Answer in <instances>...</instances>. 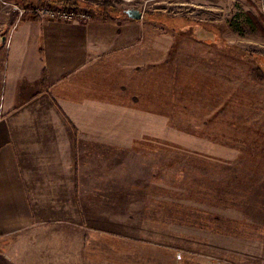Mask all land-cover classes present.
<instances>
[{
  "label": "rangeland",
  "instance_id": "374dc122",
  "mask_svg": "<svg viewBox=\"0 0 264 264\" xmlns=\"http://www.w3.org/2000/svg\"><path fill=\"white\" fill-rule=\"evenodd\" d=\"M6 1L20 20L39 7L90 12L42 17L79 24L143 13L90 88L105 100L90 121L122 142L107 189L130 192L136 214L106 236L121 264H264V0Z\"/></svg>",
  "mask_w": 264,
  "mask_h": 264
},
{
  "label": "crops",
  "instance_id": "0c3cea01",
  "mask_svg": "<svg viewBox=\"0 0 264 264\" xmlns=\"http://www.w3.org/2000/svg\"><path fill=\"white\" fill-rule=\"evenodd\" d=\"M7 6L0 0V264H121V239L106 236L131 231L136 214L130 192L107 189L106 167L122 166V142H107L89 108L104 110L90 88L105 85L96 74L114 61L104 58L136 39L132 18L20 20Z\"/></svg>",
  "mask_w": 264,
  "mask_h": 264
},
{
  "label": "built area",
  "instance_id": "2783aa9c",
  "mask_svg": "<svg viewBox=\"0 0 264 264\" xmlns=\"http://www.w3.org/2000/svg\"><path fill=\"white\" fill-rule=\"evenodd\" d=\"M34 13H36L38 16L43 17V15H48L52 18L54 17H60L64 18L66 20H87L90 17V12L86 10H48L43 8H36Z\"/></svg>",
  "mask_w": 264,
  "mask_h": 264
},
{
  "label": "water",
  "instance_id": "95a60500",
  "mask_svg": "<svg viewBox=\"0 0 264 264\" xmlns=\"http://www.w3.org/2000/svg\"><path fill=\"white\" fill-rule=\"evenodd\" d=\"M126 13L128 14L129 17L133 19H141L143 17V13L136 9L127 10Z\"/></svg>",
  "mask_w": 264,
  "mask_h": 264
},
{
  "label": "trees",
  "instance_id": "16d2710c",
  "mask_svg": "<svg viewBox=\"0 0 264 264\" xmlns=\"http://www.w3.org/2000/svg\"><path fill=\"white\" fill-rule=\"evenodd\" d=\"M107 6H108V5H106V6H103V8H104V7H105V8H107ZM34 16H36V15H34ZM257 81H258V79H257Z\"/></svg>",
  "mask_w": 264,
  "mask_h": 264
}]
</instances>
